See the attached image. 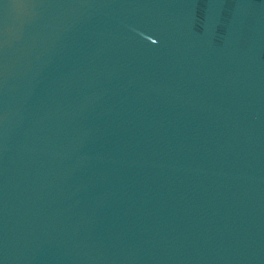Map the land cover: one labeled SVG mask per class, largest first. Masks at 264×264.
I'll use <instances>...</instances> for the list:
<instances>
[{"label": "water", "instance_id": "obj_1", "mask_svg": "<svg viewBox=\"0 0 264 264\" xmlns=\"http://www.w3.org/2000/svg\"><path fill=\"white\" fill-rule=\"evenodd\" d=\"M0 264H264V0H0Z\"/></svg>", "mask_w": 264, "mask_h": 264}]
</instances>
